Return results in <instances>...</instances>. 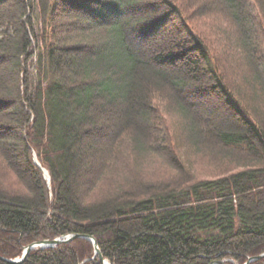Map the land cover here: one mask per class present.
<instances>
[{
    "label": "trees",
    "instance_id": "trees-1",
    "mask_svg": "<svg viewBox=\"0 0 264 264\" xmlns=\"http://www.w3.org/2000/svg\"><path fill=\"white\" fill-rule=\"evenodd\" d=\"M196 10L226 17V40L216 39L235 57L229 69L192 21ZM165 25L175 38L150 50ZM168 103L215 177L178 162ZM145 153L177 166L180 182L146 185L132 172ZM78 234L96 240L107 264H246L264 253V0L0 6V257ZM21 264L103 263L74 238Z\"/></svg>",
    "mask_w": 264,
    "mask_h": 264
},
{
    "label": "rangeland",
    "instance_id": "rangeland-1",
    "mask_svg": "<svg viewBox=\"0 0 264 264\" xmlns=\"http://www.w3.org/2000/svg\"><path fill=\"white\" fill-rule=\"evenodd\" d=\"M6 4H8V0L0 1V6H5ZM206 12L201 13L199 10H196L193 14L191 13L190 15L191 17H193L192 21L197 22L200 30H202L208 37L210 36L212 38L213 43L215 44L214 46L216 48V51L219 52L217 57H220L219 59L221 60L225 58L227 59L229 53L227 49L228 46L224 48L223 44L221 42H218L216 39L218 35H220L223 40H226L225 35H222L225 29H227V19L226 17L223 18L217 12H211L212 14H207ZM37 27H39L38 22ZM164 28L165 32L150 36V40L146 41L145 45L148 46L150 50L153 49L152 46L156 42L157 45H159L161 41L168 42L171 38H175V33L173 32L174 29L172 27L165 25ZM227 44L229 45L233 53L234 50L232 46H230V43ZM234 59H232L231 56L228 58L229 62L228 65H226L228 66V69L230 65L234 63ZM240 64L241 63H239V65ZM238 70L239 73L237 74L240 75V77L238 78V82L243 85V79L249 76L248 69L246 68V66L241 64V68L239 69L238 67L237 71ZM224 71L229 75L235 74V71H227V67H224ZM172 105L173 104L169 103L167 105L165 104V123L166 127L169 128V130H171L174 135V141L176 142L175 147L178 149L176 153L178 162L182 165V167H184L185 170L188 171V173H190V175L194 176L197 179H210L215 177V175L220 172V169L213 165L211 156L207 157L205 156V154H202L203 152H197L198 150L195 151L190 145L186 143L185 135H183L181 128V124L183 123L184 118L179 113V111H177V108L171 107ZM198 105L201 106L202 110L208 109L210 107L208 102L205 100H198ZM220 110L222 112L219 111L220 113L217 112V114L219 113L218 115H224V110L222 108ZM132 168H134L132 169V172H136L135 174L141 176L145 184L148 186L150 185L151 188L161 187V184L165 185L174 181L180 182L181 180V173L180 170H178L177 166L172 165V163H170L167 158H158V155L146 154L144 155V159L141 162L139 161V159L137 160L134 158Z\"/></svg>",
    "mask_w": 264,
    "mask_h": 264
},
{
    "label": "water",
    "instance_id": "water-1",
    "mask_svg": "<svg viewBox=\"0 0 264 264\" xmlns=\"http://www.w3.org/2000/svg\"><path fill=\"white\" fill-rule=\"evenodd\" d=\"M34 162L35 164L41 168V170L44 172V176L45 178L48 180V184H50V176H49V173L47 170H45L44 168H42L40 162L38 161V159L36 158V155H34ZM74 238H83L85 240H88L90 241L94 248H95V254L99 256L100 258V261L103 263V264H107L108 262L103 258L102 256V253H101V250L96 242V240L92 237V236H89V235H69V236H66V237H60V238H56V239H53V240H41V241H38V242H35L33 244H30L29 246L25 247L24 249V252H23V255L22 257L20 258H17V259H5V258H1L3 259L4 261L8 262V263H11V264H21L23 263L29 256L30 252L32 250H35V249H44V248H48V247H55L63 242H68ZM264 258V253L262 254H259L257 256H254L252 258H249L248 261L246 262V264H250L252 262H255V261H258L260 259Z\"/></svg>",
    "mask_w": 264,
    "mask_h": 264
}]
</instances>
